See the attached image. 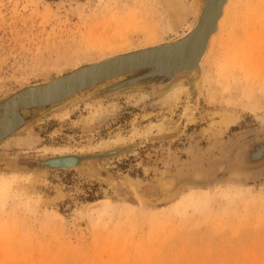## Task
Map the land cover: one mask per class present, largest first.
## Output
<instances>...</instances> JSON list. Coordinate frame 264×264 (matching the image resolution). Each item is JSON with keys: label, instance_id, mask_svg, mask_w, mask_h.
Instances as JSON below:
<instances>
[{"label": "rangeland", "instance_id": "rangeland-1", "mask_svg": "<svg viewBox=\"0 0 264 264\" xmlns=\"http://www.w3.org/2000/svg\"><path fill=\"white\" fill-rule=\"evenodd\" d=\"M226 1L192 72L22 110L0 140V264H264V0ZM203 2L0 0V103L177 40ZM61 154L88 158L33 168Z\"/></svg>", "mask_w": 264, "mask_h": 264}, {"label": "water", "instance_id": "water-1", "mask_svg": "<svg viewBox=\"0 0 264 264\" xmlns=\"http://www.w3.org/2000/svg\"><path fill=\"white\" fill-rule=\"evenodd\" d=\"M224 1L204 0L196 25L177 40L106 57L12 94L0 103V140L21 126L24 120L22 110L56 103L110 78L132 74L120 82V86L147 79L165 82L176 74L192 72L198 67L200 55L208 45ZM86 158L85 154H61L32 162L35 169L71 168Z\"/></svg>", "mask_w": 264, "mask_h": 264}, {"label": "bare ground", "instance_id": "bare-ground-1", "mask_svg": "<svg viewBox=\"0 0 264 264\" xmlns=\"http://www.w3.org/2000/svg\"><path fill=\"white\" fill-rule=\"evenodd\" d=\"M230 5V2L229 1H224V3L222 4V7H221V12H220V15L218 16V19L216 20V27H215V29H214V31L210 34V36L216 31V29H217V27H218V24L220 23V20L223 18V16H224V10L227 8V6H229ZM224 11V12H223ZM197 48V47H196ZM205 49L206 48H204V50L202 51V53H201V55L200 56H202L203 55V53H205ZM183 53H185V52H183ZM183 54H181V56H182ZM201 58V57H200ZM102 60V59H101ZM178 92H179V87H174L173 89H171L170 90V92L168 93V96L169 97H172V98H176L177 97V94H178ZM11 115H13L11 112H9Z\"/></svg>", "mask_w": 264, "mask_h": 264}]
</instances>
